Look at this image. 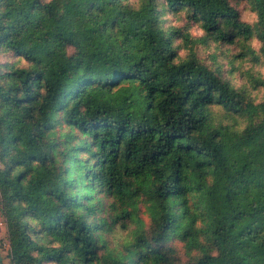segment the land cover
Masks as SVG:
<instances>
[{"label":"trees","instance_id":"obj_1","mask_svg":"<svg viewBox=\"0 0 264 264\" xmlns=\"http://www.w3.org/2000/svg\"><path fill=\"white\" fill-rule=\"evenodd\" d=\"M250 2L253 24L231 0H0L9 264H264V79L235 84L196 49L264 61Z\"/></svg>","mask_w":264,"mask_h":264},{"label":"rangeland","instance_id":"obj_2","mask_svg":"<svg viewBox=\"0 0 264 264\" xmlns=\"http://www.w3.org/2000/svg\"><path fill=\"white\" fill-rule=\"evenodd\" d=\"M232 4L239 9L241 18L245 22L253 24L257 21L258 15L255 9L252 7V3L250 0H231ZM169 25L177 24V25H185L188 23L187 19H177L175 15L170 14ZM190 31L194 36L202 35L203 31L200 29L199 25L193 24L190 27ZM252 46L259 49L260 40L255 38L251 41ZM199 56L208 61L209 63L215 62V52L218 53V61L223 66L225 70H227V75H230L231 79L235 84H249V74L254 73L255 75H261L264 79V61L262 60L258 64L251 60L250 56L241 57L239 53L241 52V47L237 45L230 46H220L219 48H215L214 46H202L198 45L196 47ZM186 50H180V55L184 57L186 55ZM238 55V56H237ZM216 63V62H215ZM251 71V72H248ZM254 96L257 100H260L264 97V89L259 88L257 90H253ZM1 166V164H0ZM113 197L104 198L102 204V215H105L107 219L111 220L115 215V210L113 208L114 203ZM110 217V218H109ZM136 219H141L146 223V226L150 223V216L148 211L146 210V206L144 204H140V209L137 211ZM139 222L130 223L128 229H122L120 225L113 226V231H107L105 233L106 243L108 247L112 250L122 249L125 243L132 238L131 230H135L137 226H139ZM145 226V227H146ZM179 249L181 254L183 255V259H186L184 249H182V245L179 244ZM9 240L7 235L6 224L3 222L2 217H0V256L2 258L1 264H9Z\"/></svg>","mask_w":264,"mask_h":264},{"label":"crops","instance_id":"obj_3","mask_svg":"<svg viewBox=\"0 0 264 264\" xmlns=\"http://www.w3.org/2000/svg\"><path fill=\"white\" fill-rule=\"evenodd\" d=\"M1 217V216H0Z\"/></svg>","mask_w":264,"mask_h":264}]
</instances>
